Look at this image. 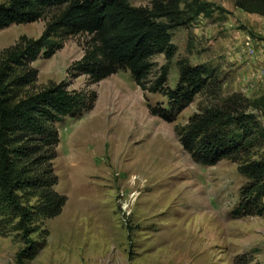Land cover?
<instances>
[{"label": "rangeland", "instance_id": "1", "mask_svg": "<svg viewBox=\"0 0 264 264\" xmlns=\"http://www.w3.org/2000/svg\"><path fill=\"white\" fill-rule=\"evenodd\" d=\"M151 1L129 0L136 6ZM204 1L206 11L198 14L181 5L182 18H191L171 30V61L163 54L150 59L146 86L167 64L166 86L173 88L180 59L204 66L219 85L215 94L212 87L197 94L173 121L149 113L148 105L167 106L166 97L142 90L127 70L91 84L85 75L71 77L68 68L83 55L86 34L69 36L51 57L31 63L37 80L23 94L65 80L68 89L95 90L97 99L81 117L55 124L54 188L66 201L57 216L36 220L33 236L45 230V244L24 264H236L243 254L252 264H264V216L232 215L248 179L231 160L195 162L175 133L199 106L233 92L264 94V16L241 10L233 0ZM57 11L0 30V51L21 35L39 37ZM255 113L264 126V112ZM254 151L261 154L264 142ZM21 247L13 235L0 236V264H19Z\"/></svg>", "mask_w": 264, "mask_h": 264}, {"label": "trees", "instance_id": "2", "mask_svg": "<svg viewBox=\"0 0 264 264\" xmlns=\"http://www.w3.org/2000/svg\"><path fill=\"white\" fill-rule=\"evenodd\" d=\"M233 1L247 13L264 16V0ZM181 5L194 14L206 11L204 0H152L150 6H136L129 0L0 2V30L35 22L45 11L58 9L39 37L21 35L0 51V236L13 235L22 243L15 255L17 263L32 259L45 244V230H41L43 235L33 236L39 229L36 220L57 216L66 201L54 188L58 176L53 160L59 143L55 124L67 117H81L97 99L95 90L68 89L65 80L23 94L37 80V69L31 63L51 57L69 36L86 34V49L69 66L70 76L85 75L91 84L127 70L142 90L166 97L167 106L148 105L149 113L173 121L197 94L210 87L215 94L219 86L204 66L191 65L186 59L177 61L178 80L173 88L166 86L167 64L145 85L151 57L163 54L168 63L175 55L171 30L191 18H182ZM258 110L264 112V94L248 98L233 92L199 106L184 125L175 127L180 145L195 162L211 166L231 160L248 179L232 210L235 217L264 216V151L259 155L254 151L264 142ZM235 263L252 264L245 254L237 256Z\"/></svg>", "mask_w": 264, "mask_h": 264}, {"label": "crops", "instance_id": "3", "mask_svg": "<svg viewBox=\"0 0 264 264\" xmlns=\"http://www.w3.org/2000/svg\"><path fill=\"white\" fill-rule=\"evenodd\" d=\"M118 73V72H117ZM117 73H115V74H117ZM113 75V74H112ZM109 77V76H108Z\"/></svg>", "mask_w": 264, "mask_h": 264}]
</instances>
